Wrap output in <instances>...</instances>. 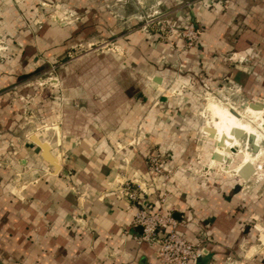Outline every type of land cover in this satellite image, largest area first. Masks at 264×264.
<instances>
[{"label": "crops", "instance_id": "obj_1", "mask_svg": "<svg viewBox=\"0 0 264 264\" xmlns=\"http://www.w3.org/2000/svg\"><path fill=\"white\" fill-rule=\"evenodd\" d=\"M141 1L174 11L180 25L192 20L202 30L196 47L178 54L180 39L131 30L134 0H0L9 46L0 62V264H159L154 245L134 240L141 228L125 193L137 184L139 202L154 209L167 190L181 235L204 239L205 254L188 264H264V165L248 180L181 167L198 155L181 96L230 86L243 95L239 108L264 97V0ZM102 38L119 52L67 63L41 96L22 84L68 46ZM30 109L59 129L28 127ZM33 130L50 141L58 168ZM156 153L181 167L167 183L147 173Z\"/></svg>", "mask_w": 264, "mask_h": 264}, {"label": "rangeland", "instance_id": "obj_2", "mask_svg": "<svg viewBox=\"0 0 264 264\" xmlns=\"http://www.w3.org/2000/svg\"><path fill=\"white\" fill-rule=\"evenodd\" d=\"M134 1L136 5L138 6V12L134 14L132 17H134L137 20V23L130 28L131 30H141L147 35L157 36L159 39L165 40V41L169 40V38H172V37H176L180 39L182 41V45L177 50L178 54L182 51H188L196 47V45H194L193 48H189L184 43L183 39L181 38L180 33L186 24L180 25L177 22V19L174 15V11H171V12H168V11L161 12L160 11L158 12V14L153 15L152 12L155 10V8L146 6L141 0H134ZM49 16H50V13L46 14V17H49ZM145 20H149L151 23L147 27H144ZM199 29L202 32L200 27ZM8 47L9 46L0 38V62L3 60V53L8 50ZM105 52H110V53L119 52L114 42V39H111V38H102V39H96V40L90 39V40H85L77 44L68 46L62 55H60L59 57L53 58L51 60L44 61V64H45L44 67H42L40 70L34 71L26 75L22 79V84L26 85L27 87L34 88L36 90V92L33 95H31L32 98H34L35 95L41 96L45 88L50 84V78H56L59 68H61L62 66H65L67 63L73 60L80 59V58H83L85 56L92 55V54L99 55ZM121 52L122 54L125 53L124 50H122ZM176 71L183 72V67L180 64H178L176 66ZM184 90H186V88ZM162 94L169 95V93L166 92V90L162 91ZM191 95H192L191 98H189L190 95L188 97L184 95L185 97L182 98L183 96H181V99L185 100L186 102L188 98L189 102L191 103V104L188 103L189 108L186 111V115L195 120L193 138H194V144L197 148L196 154L198 155H195L190 165L181 166V167L188 169L192 173V175L196 177L208 176V173L210 171H214V169L215 171L228 170L229 172L236 174V176H239L236 170L239 167H241L245 162H247L246 155L248 153L252 158L255 159L252 165L254 167L255 174L258 173V171H260V169H262L264 165V148L260 145L261 150L256 154H252L245 147V144H246L245 141L242 142L239 139V147L237 148L236 151L233 152L231 150L232 148L227 145L226 148L224 149L226 151L225 155L218 154L217 152L219 150V140L216 138L215 135L212 134V131H213L212 124L215 121H217L218 118L215 114H212L211 112L207 110L208 104L215 103V104H220L224 107H227L230 110L237 111V112L244 114L243 109L249 106L246 105L243 109L237 106L240 102H242V99H243L242 93L235 91L233 87L227 86L224 88H220L218 90H214V89L210 90V89L205 88L204 90L193 92ZM32 98L28 96V98L26 99L27 103L32 102L31 101ZM27 115H28V122H29L28 127H31L30 125L36 126L35 121L41 123L42 125L46 123H51V122H45V121L43 122L40 116H38L33 109L28 110ZM262 115L264 117V110H263ZM262 115L257 121L253 120L252 122V126L258 130V134L259 133L263 134V130H264L261 124L262 123L261 119H263ZM245 116H250V115L246 114ZM202 122H203L202 130L201 128L199 130V127ZM45 127L47 129H50L53 127L59 129V126L56 124L54 125L46 124ZM201 132L203 136L202 139L198 138ZM54 134L55 133H53L52 130H48L47 135L44 137L50 140H53ZM28 137L33 142L35 141L32 138L38 137L41 142L43 143L46 142L51 146L50 141L47 139H42L37 133V131H34V130L30 131L28 134ZM263 139L260 140V135H259L258 144H260V142ZM37 145L40 146L39 144ZM216 154L221 155V156H217V157H220L219 158L220 160L216 159L217 158ZM54 157H55L54 158L55 163L60 164L59 162L60 159H58V157L55 155ZM181 167L177 165L174 168L175 170H177V168H181Z\"/></svg>", "mask_w": 264, "mask_h": 264}, {"label": "built area", "instance_id": "obj_3", "mask_svg": "<svg viewBox=\"0 0 264 264\" xmlns=\"http://www.w3.org/2000/svg\"><path fill=\"white\" fill-rule=\"evenodd\" d=\"M152 14H158V11L154 10ZM150 24L149 20H145L144 27ZM201 34L199 27L191 20L186 23L180 33L181 38L189 48L197 45ZM145 164L148 174L160 176L165 183L176 172L174 167L166 166V160L160 153L146 156ZM237 177L239 178V176ZM139 191H142V188L137 184L136 189L125 193L134 207L132 224L141 228L140 235L134 238L136 243L154 245L159 264H188L191 260L205 254L206 245L203 238L192 242L179 232L178 227L181 222L173 216L175 207L167 204L169 196L167 190L159 195L157 209H154L151 203L141 204L138 197ZM120 193H123L122 190Z\"/></svg>", "mask_w": 264, "mask_h": 264}, {"label": "bare ground", "instance_id": "obj_4", "mask_svg": "<svg viewBox=\"0 0 264 264\" xmlns=\"http://www.w3.org/2000/svg\"><path fill=\"white\" fill-rule=\"evenodd\" d=\"M241 108L243 109L244 107ZM207 110L212 114H215L218 118V120L212 124L213 126L212 134L215 135L216 138L219 140V150L217 152L218 154L225 155L226 151L224 149L226 148L227 145L232 148L231 150L233 152L236 151L237 148L239 147V139L233 133L234 129L243 130L246 134H254L256 136L255 141L258 144L259 134H258V130L252 126L253 121L249 119L244 120L241 116L243 115L245 116L246 114L247 115L249 114L254 121H257L261 117L264 109L255 110L250 107H245L243 109L244 114L242 113L239 114L237 111L228 110L226 107L220 104L210 103L207 106ZM261 121H262L261 124L264 125V119H261ZM32 139L42 148L44 158L58 168V165L55 163V159H54L55 157L51 152V146L46 142L45 143L41 142L38 137H33ZM218 154H216V157L221 156ZM246 157H247V162H250L251 164L255 160L248 153ZM219 158L220 157H217L216 159L220 160ZM239 168L236 170L237 172Z\"/></svg>", "mask_w": 264, "mask_h": 264}, {"label": "water", "instance_id": "obj_5", "mask_svg": "<svg viewBox=\"0 0 264 264\" xmlns=\"http://www.w3.org/2000/svg\"><path fill=\"white\" fill-rule=\"evenodd\" d=\"M154 81L160 82V78H155ZM248 105L250 108L259 110L264 109V97H259L254 101H248L245 100L241 107H245ZM264 128V125H262ZM233 133L235 136L240 139L242 142L245 141V147L252 153L256 154L258 151H260V145L264 148V139L260 142V144L256 143V136L254 134H246L243 130H237L234 129ZM264 134V130H263ZM236 150V148H235ZM238 175L242 178H245V180H248L254 173V167L250 162H245L238 170Z\"/></svg>", "mask_w": 264, "mask_h": 264}]
</instances>
